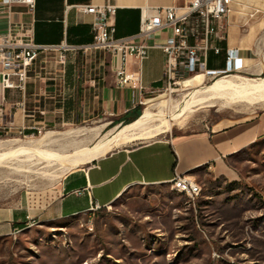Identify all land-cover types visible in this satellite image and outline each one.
<instances>
[{
	"label": "rangeland",
	"instance_id": "rangeland-1",
	"mask_svg": "<svg viewBox=\"0 0 264 264\" xmlns=\"http://www.w3.org/2000/svg\"><path fill=\"white\" fill-rule=\"evenodd\" d=\"M99 52L107 51L47 50L36 58L63 70ZM233 77L260 82L264 73L165 81L162 89L144 95L150 98L139 112L151 115L149 131L178 111L169 132L137 136L108 153L196 135L207 125L220 129L255 119L264 111V99L256 102L250 96L222 95L184 111L177 107L186 106L190 93ZM161 94L163 99L150 101ZM78 114L69 123L46 125L35 134L0 132V141H17L9 159L0 164V264H264V136L229 156L224 174L208 168L189 174L201 189L193 199L170 183L136 185L105 208L50 219L46 212L58 198L66 160L95 149L132 122L93 119L87 110Z\"/></svg>",
	"mask_w": 264,
	"mask_h": 264
},
{
	"label": "crops",
	"instance_id": "crops-1",
	"mask_svg": "<svg viewBox=\"0 0 264 264\" xmlns=\"http://www.w3.org/2000/svg\"><path fill=\"white\" fill-rule=\"evenodd\" d=\"M189 1L34 0L33 9H29L24 4L7 5L0 0V35L10 25H24L31 29L35 45L81 50L92 43L93 18L79 11L77 5L114 6L111 16L114 37L121 39L138 35L142 10L181 7ZM222 35L219 43L222 52L207 54V69L223 70L226 51L230 49L238 53V73L250 76L264 73V0H231ZM162 37L164 34L156 35L148 44ZM165 61L164 53L157 48L148 49L141 61L132 56L122 59L121 54L99 52L97 57L80 64L68 63L63 70H56L52 62L42 65L43 60L36 58L24 90L0 85V132L35 134L46 125L69 123L85 110L88 116L92 112L93 119L107 116L123 123L150 98L144 95L163 88ZM117 68L137 75L139 88L120 86ZM263 136L264 111L244 123L220 129L207 125L196 135L116 149L66 174L60 182L58 198L46 215L50 219L69 218L91 211L94 204L105 208L133 186L168 184L175 175L188 176L203 168L224 174L229 156Z\"/></svg>",
	"mask_w": 264,
	"mask_h": 264
},
{
	"label": "built area",
	"instance_id": "built-area-1",
	"mask_svg": "<svg viewBox=\"0 0 264 264\" xmlns=\"http://www.w3.org/2000/svg\"><path fill=\"white\" fill-rule=\"evenodd\" d=\"M7 5L24 4L33 9L34 0H5ZM231 0H190L181 7L147 8L141 11L139 33L135 37L115 39V25L111 16L115 12L112 5H77L76 8L92 16V43L83 51L106 50L111 54H121L122 59L132 56L141 61L150 48L160 49L165 57L164 79L170 84L176 79L203 73L207 77H217L238 73V53L227 50L225 68H206L207 54L222 52L219 43L223 40L225 19L230 11ZM164 37L148 44L156 35ZM59 50L41 47L32 41L31 29L24 25H10L4 35H0V85L5 89L24 90L28 71L39 52ZM77 50L65 47L63 51ZM63 63V61H61ZM118 84L133 89L139 88V77L126 74L123 68L116 69ZM179 184L188 186V192L195 198L198 183L190 176L175 175ZM94 204L90 209H100Z\"/></svg>",
	"mask_w": 264,
	"mask_h": 264
},
{
	"label": "bare ground",
	"instance_id": "bare-ground-1",
	"mask_svg": "<svg viewBox=\"0 0 264 264\" xmlns=\"http://www.w3.org/2000/svg\"><path fill=\"white\" fill-rule=\"evenodd\" d=\"M190 78L204 80L205 75L203 73H195L187 78L182 79L181 81ZM163 95L164 94L154 96L150 101L153 102L159 99H163ZM222 95H238L241 98H248L250 96L249 98L254 99L256 102L262 101L264 99V79L260 82L243 77L217 79L203 92L190 93L183 102V104H186L185 107H183V105H179L177 107H181L180 111H184L192 106L195 107L203 103H207L208 101L216 99L218 96ZM146 102H148V100H146ZM177 112L178 111H176V113L172 115L171 120H159L158 123L160 122V124H158L156 128L155 126H152L153 128L149 131L146 130H148L147 124L150 123V119L148 120V118H150L151 115L147 111L144 112L138 119L132 121L129 124L121 126L116 132H114L110 136L105 137L104 141L98 144L95 149L77 153L67 159L63 174H68L69 172L79 169L84 165L92 163L94 160H97L108 153L112 147H118L128 144L137 136L148 135L152 137L168 133L170 130L171 121H174L178 117ZM142 132H144V134H142ZM16 144V140L0 141V164H4V161L9 159L8 155H10L9 153H11L12 150L14 151V146ZM170 184L172 188L177 192L184 194L189 198H192V193L188 192V186L179 184L176 179H172ZM200 190L201 189L198 184L195 190V197L199 195Z\"/></svg>",
	"mask_w": 264,
	"mask_h": 264
},
{
	"label": "trees",
	"instance_id": "trees-1",
	"mask_svg": "<svg viewBox=\"0 0 264 264\" xmlns=\"http://www.w3.org/2000/svg\"><path fill=\"white\" fill-rule=\"evenodd\" d=\"M155 86L158 87L160 85L159 84H156ZM139 116H140V112H139V108H138V110L134 111V113H133V115L131 117L132 121L133 120H136ZM26 134H30V133H26Z\"/></svg>",
	"mask_w": 264,
	"mask_h": 264
}]
</instances>
